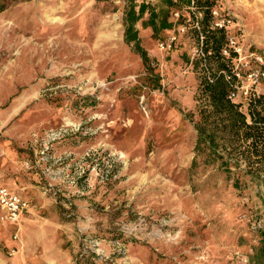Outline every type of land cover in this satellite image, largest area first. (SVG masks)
I'll return each instance as SVG.
<instances>
[{"label":"rangeland","instance_id":"rangeland-1","mask_svg":"<svg viewBox=\"0 0 264 264\" xmlns=\"http://www.w3.org/2000/svg\"><path fill=\"white\" fill-rule=\"evenodd\" d=\"M7 1L0 186L29 208L16 224L0 222V264H249L239 222L214 218L189 183L202 74L193 11L171 10L176 27L161 41L137 27L146 68L124 41L122 0ZM216 9L233 19L244 55L264 57V0Z\"/></svg>","mask_w":264,"mask_h":264},{"label":"trees","instance_id":"trees-1","mask_svg":"<svg viewBox=\"0 0 264 264\" xmlns=\"http://www.w3.org/2000/svg\"><path fill=\"white\" fill-rule=\"evenodd\" d=\"M122 1L124 41L148 68L150 54L142 46L137 27L141 24L144 29H152V37L161 41L176 27L169 20L171 10L180 19L183 9L192 10V2L163 0L165 6L157 9L147 0ZM10 4L0 0V13ZM216 8L217 0H196L194 11L189 12L199 45L203 37L205 57L195 62L202 74L196 87L195 111L190 114L196 138L188 178L203 198L202 206L214 218L224 215L225 220L239 222L237 232L247 248L248 263L264 264V92H253L246 106L241 101L235 88L234 57L223 55L231 34L215 27L212 13ZM199 14L201 18H197ZM207 195L214 196L213 202L204 198Z\"/></svg>","mask_w":264,"mask_h":264},{"label":"built area","instance_id":"built-area-1","mask_svg":"<svg viewBox=\"0 0 264 264\" xmlns=\"http://www.w3.org/2000/svg\"><path fill=\"white\" fill-rule=\"evenodd\" d=\"M196 0H191V9L194 11ZM214 17V25L219 29L230 31L234 27V21L229 16L223 15L218 9H214L212 13ZM179 18V14H175ZM197 18H201V14L196 15ZM196 27L199 28V24L196 23ZM181 33H185L187 30L186 25H181L179 28ZM177 42V36L172 35L166 42L161 43L162 50H170ZM223 55L226 57H234L235 63V76L238 80L236 84V91L243 90L246 96H250L253 92H257L261 83L264 82V57L258 54H250L245 56L243 49L240 46L238 38L233 35L228 37L227 46L223 51ZM205 57L203 49V37H201V45H199L194 51L193 61L195 59H203ZM250 59L249 61L247 59ZM253 64V65H252ZM248 84V86H246ZM246 89V90H245ZM245 90V91H244ZM236 94L233 93L231 98H235ZM29 204L20 195L10 191L4 186H0V222L16 224L27 213ZM18 239V236H15ZM11 254H15V250H12Z\"/></svg>","mask_w":264,"mask_h":264},{"label":"crops","instance_id":"crops-1","mask_svg":"<svg viewBox=\"0 0 264 264\" xmlns=\"http://www.w3.org/2000/svg\"><path fill=\"white\" fill-rule=\"evenodd\" d=\"M0 214H1V211H0Z\"/></svg>","mask_w":264,"mask_h":264}]
</instances>
